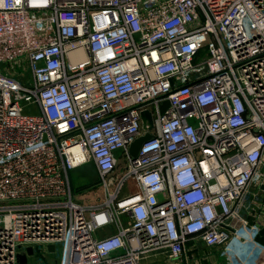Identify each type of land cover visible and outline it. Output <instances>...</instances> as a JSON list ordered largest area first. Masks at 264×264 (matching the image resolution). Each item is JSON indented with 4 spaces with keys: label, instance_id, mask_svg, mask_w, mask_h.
Wrapping results in <instances>:
<instances>
[{
    "label": "built area",
    "instance_id": "built-area-1",
    "mask_svg": "<svg viewBox=\"0 0 264 264\" xmlns=\"http://www.w3.org/2000/svg\"><path fill=\"white\" fill-rule=\"evenodd\" d=\"M263 228L264 0H0V264H237Z\"/></svg>",
    "mask_w": 264,
    "mask_h": 264
},
{
    "label": "rangeland",
    "instance_id": "rangeland-1",
    "mask_svg": "<svg viewBox=\"0 0 264 264\" xmlns=\"http://www.w3.org/2000/svg\"><path fill=\"white\" fill-rule=\"evenodd\" d=\"M204 52H201V55ZM29 113L39 114L36 110H32ZM72 181L75 187V193L77 200L83 204H97L100 203L103 197V192L100 187V177L99 173L94 165V163H87L79 168L75 169L71 173ZM99 191V192H98ZM96 193L97 195H93ZM84 194H89V198H84ZM199 249V255L194 252H187L189 258V264H230L229 256L231 255V250H215L209 251L204 247L202 242H198L196 245ZM192 247V245H190ZM206 261L203 260V258ZM208 258V259H207ZM166 259H163V263H166ZM195 261V262H194ZM145 264L151 263V260H146ZM157 264V263H156Z\"/></svg>",
    "mask_w": 264,
    "mask_h": 264
},
{
    "label": "water",
    "instance_id": "water-1",
    "mask_svg": "<svg viewBox=\"0 0 264 264\" xmlns=\"http://www.w3.org/2000/svg\"><path fill=\"white\" fill-rule=\"evenodd\" d=\"M167 106L168 102L165 103L163 109H165ZM142 119L143 129L147 132V134L145 136H142L132 144L130 152L133 157L137 156L142 144L149 141L152 137L151 134H149V131L154 128V119L152 113L147 110L143 111ZM257 242L264 246V228L261 231L260 235L257 237ZM49 249L51 251H54L55 248L54 246H50ZM33 253V249L29 248L28 254L33 255ZM236 253L237 256L235 258V261L237 264H242V262H244L245 264H261L264 260V250L261 248H255V246L251 243L245 244L239 250H237ZM19 262L20 264H27V256L20 255Z\"/></svg>",
    "mask_w": 264,
    "mask_h": 264
}]
</instances>
